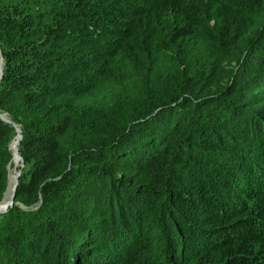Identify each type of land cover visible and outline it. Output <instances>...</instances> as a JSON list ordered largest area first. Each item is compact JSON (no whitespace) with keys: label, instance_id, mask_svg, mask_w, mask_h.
<instances>
[{"label":"trees","instance_id":"16d2710c","mask_svg":"<svg viewBox=\"0 0 264 264\" xmlns=\"http://www.w3.org/2000/svg\"><path fill=\"white\" fill-rule=\"evenodd\" d=\"M0 50V264H264V0H0Z\"/></svg>","mask_w":264,"mask_h":264},{"label":"rangeland","instance_id":"374dc122","mask_svg":"<svg viewBox=\"0 0 264 264\" xmlns=\"http://www.w3.org/2000/svg\"><path fill=\"white\" fill-rule=\"evenodd\" d=\"M214 23H215L214 20H210V26L213 27ZM206 32H208V31H206ZM210 35L212 37L215 36L212 33H210ZM195 53L197 55L201 54V50L196 45H195ZM111 82H112V79H111V77H109L100 83L93 82V83L88 84L84 87L83 90H85V93H82L81 99L78 102L79 112L76 116L78 127H79V125H81V126L82 125L92 126L93 127L94 124H95V126L99 125L102 127H108L111 125L110 121H107V120H105L104 122L102 121L103 116L108 115L104 111L103 99L105 98V96L107 94H111L115 91L114 86H108ZM126 107H127L126 104H122L120 106H115L114 109L117 110V113H118L120 111L122 112V111L129 110V109H123ZM129 114H130V111H126V112L122 113L120 115V117L118 118L117 123L121 119H126ZM109 118H110V115H109ZM121 123L123 124L124 121ZM121 123H119V124H121ZM15 130H16V127H15ZM15 136H16V134H15ZM15 136H14V139H15ZM14 139H12V140L14 141ZM13 141H12V143H13ZM12 143H11V145H12ZM10 150H11V146H10ZM13 150H15L14 144H13ZM17 155H18L17 158H15L14 162L11 164V167L9 168V172H10L9 181H10L11 169H12L13 173H14L15 185H16L17 180H18V171L21 168V164H22L21 153L18 152ZM21 170H22V168H21ZM9 181H8V183H9ZM20 206L22 208L25 207L23 204H20Z\"/></svg>","mask_w":264,"mask_h":264},{"label":"bare ground","instance_id":"6f19581e","mask_svg":"<svg viewBox=\"0 0 264 264\" xmlns=\"http://www.w3.org/2000/svg\"><path fill=\"white\" fill-rule=\"evenodd\" d=\"M5 117L8 118V115H5ZM16 130H17L16 131L17 135H16V138H15V141L13 142L15 150H13V153H12V146H11V153H12L13 157H12V160L10 161V163H9V168L11 167V164L14 162L15 158H17V156H18L17 153L20 152V150H19L20 141H21L20 131L18 129H16ZM21 161H22V159H21ZM22 164H23V162H22ZM22 164H21V168H22ZM21 168L18 171V178L20 176L19 172H20ZM9 174H10V172H9ZM8 181H9V177H8ZM15 186L16 185H15L14 173H13V170L11 169L10 181H9L8 186H7L8 189H6L7 191H5L3 199H2V201H0V210H3L5 207L10 205V203L12 202L11 199L13 197Z\"/></svg>","mask_w":264,"mask_h":264},{"label":"water","instance_id":"95a60500","mask_svg":"<svg viewBox=\"0 0 264 264\" xmlns=\"http://www.w3.org/2000/svg\"><path fill=\"white\" fill-rule=\"evenodd\" d=\"M2 75H3V57H2L1 50H0V81H1ZM5 115H7V114L0 113L1 118H2L4 121H6V122H8V123H12V124L16 127V129H18V130L20 131V138L22 139V130H21L20 126H19L17 123L13 122L9 117L6 118ZM21 159H22V162H23V157H22V156H21ZM23 166H24V163L22 164V167H23ZM20 174H21V170H20V172H19V175H20ZM8 177H9V176H8ZM17 185H18V181H17V184H16V186H15L14 193H13V199H12V202L10 203V205H9L8 207H5L3 210H0V213H4V212H6V211L8 210L9 207H12V206H13V204H14V198H15V191H16Z\"/></svg>","mask_w":264,"mask_h":264}]
</instances>
